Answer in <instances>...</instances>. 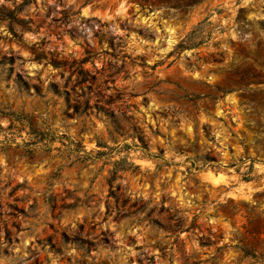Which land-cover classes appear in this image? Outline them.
<instances>
[{
	"label": "rangeland",
	"instance_id": "374dc122",
	"mask_svg": "<svg viewBox=\"0 0 264 264\" xmlns=\"http://www.w3.org/2000/svg\"><path fill=\"white\" fill-rule=\"evenodd\" d=\"M0 264H264V0H0Z\"/></svg>",
	"mask_w": 264,
	"mask_h": 264
},
{
	"label": "trees",
	"instance_id": "16d2710c",
	"mask_svg": "<svg viewBox=\"0 0 264 264\" xmlns=\"http://www.w3.org/2000/svg\"><path fill=\"white\" fill-rule=\"evenodd\" d=\"M83 106H84V109L89 108V106H88L87 103H85ZM72 109H73V111H74L75 113H77V112L79 111V105H76V104H75V105L72 107Z\"/></svg>",
	"mask_w": 264,
	"mask_h": 264
}]
</instances>
